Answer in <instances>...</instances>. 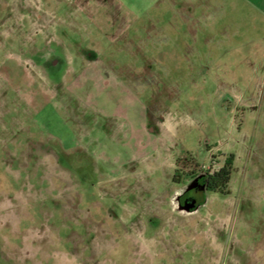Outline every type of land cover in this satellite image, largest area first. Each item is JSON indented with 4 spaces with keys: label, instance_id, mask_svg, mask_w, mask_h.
I'll use <instances>...</instances> for the list:
<instances>
[{
    "label": "rangeland",
    "instance_id": "obj_1",
    "mask_svg": "<svg viewBox=\"0 0 264 264\" xmlns=\"http://www.w3.org/2000/svg\"><path fill=\"white\" fill-rule=\"evenodd\" d=\"M153 1L0 0V264H264V14ZM230 155L180 209L214 164L178 159Z\"/></svg>",
    "mask_w": 264,
    "mask_h": 264
},
{
    "label": "crops",
    "instance_id": "obj_2",
    "mask_svg": "<svg viewBox=\"0 0 264 264\" xmlns=\"http://www.w3.org/2000/svg\"><path fill=\"white\" fill-rule=\"evenodd\" d=\"M242 1V0H241ZM249 4L256 5L258 9L262 11L264 14V0H245ZM167 2L169 3V7L171 9V24L174 31H178L179 25L185 26H196V25H205L211 21V9L215 6L214 4L218 3L219 8H225L227 6V0H154L151 6L160 7V3ZM182 20V22L180 21ZM193 30V37H194ZM158 136L162 138L163 151H167L171 144V136L169 135L168 130L163 126L162 123H159ZM216 156H212L211 162L209 165H201L199 166L202 169H209L211 164H214L213 170H217L222 167L228 156L222 158H215ZM216 161H213V159ZM213 161V162H212ZM236 156L234 155V168H235ZM234 172V171H233ZM233 179V175H232ZM231 179V182H232ZM230 182V184H231ZM230 188V186H229Z\"/></svg>",
    "mask_w": 264,
    "mask_h": 264
},
{
    "label": "trees",
    "instance_id": "obj_3",
    "mask_svg": "<svg viewBox=\"0 0 264 264\" xmlns=\"http://www.w3.org/2000/svg\"><path fill=\"white\" fill-rule=\"evenodd\" d=\"M181 162L184 163L185 169L191 167V164H194L196 167H200L198 162L193 158H184L178 159L177 165ZM234 171V155H230L227 157L224 165L217 170H208L206 172V191L220 193V194H227L229 191L230 182L232 179ZM178 170L175 171L173 182L174 183H181L184 177L191 178L195 175L194 172H187L186 174L183 173L181 175L178 174Z\"/></svg>",
    "mask_w": 264,
    "mask_h": 264
},
{
    "label": "flooded vegetation",
    "instance_id": "obj_4",
    "mask_svg": "<svg viewBox=\"0 0 264 264\" xmlns=\"http://www.w3.org/2000/svg\"><path fill=\"white\" fill-rule=\"evenodd\" d=\"M188 181L193 182L192 185H194V187L188 191H186V189L184 188L181 193V197H180V201L181 203L184 205L185 203H191L193 201H195L196 206H199L202 202H203V193L206 191V172H202L200 173V175H196L193 176L191 178H188ZM195 180H197L196 182H194ZM200 196V197H199Z\"/></svg>",
    "mask_w": 264,
    "mask_h": 264
},
{
    "label": "water",
    "instance_id": "obj_5",
    "mask_svg": "<svg viewBox=\"0 0 264 264\" xmlns=\"http://www.w3.org/2000/svg\"><path fill=\"white\" fill-rule=\"evenodd\" d=\"M197 180H195L194 182H196ZM193 182H190L188 185H187V189L186 191L192 189L194 187V185H192ZM197 183V182H196ZM208 192V191H206ZM180 197H181V193L177 194L175 200L177 201L178 205H179V208L188 212V213H192V212H195V211H198L200 209L201 206H203L205 203L202 202L199 206H196V203L195 201L191 202V203H185L184 205L181 203L180 201Z\"/></svg>",
    "mask_w": 264,
    "mask_h": 264
}]
</instances>
